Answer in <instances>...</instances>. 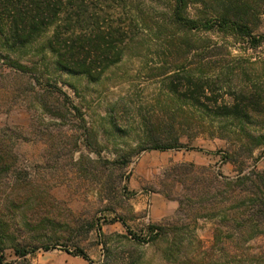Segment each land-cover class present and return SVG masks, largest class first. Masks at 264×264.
I'll use <instances>...</instances> for the list:
<instances>
[{
    "label": "rangeland",
    "instance_id": "rangeland-1",
    "mask_svg": "<svg viewBox=\"0 0 264 264\" xmlns=\"http://www.w3.org/2000/svg\"><path fill=\"white\" fill-rule=\"evenodd\" d=\"M126 1L133 37L98 81L59 71L50 33L19 51L0 39V136L13 152L0 264H264V227L256 237L231 220L251 215L234 206L252 197L214 183L264 172V145L250 138L264 136V110L249 123L214 113L240 93L264 106V0H185L178 14L174 0ZM228 5L257 43L221 26ZM171 75L217 104L173 95ZM175 140L182 149L149 148Z\"/></svg>",
    "mask_w": 264,
    "mask_h": 264
},
{
    "label": "trees",
    "instance_id": "trees-1",
    "mask_svg": "<svg viewBox=\"0 0 264 264\" xmlns=\"http://www.w3.org/2000/svg\"><path fill=\"white\" fill-rule=\"evenodd\" d=\"M178 14L185 8V0H174ZM235 14L236 19L231 16ZM238 11L228 5L221 16V26H230L235 31L251 39V30L239 18ZM184 21L180 17L178 18ZM190 29L196 28L194 21H185ZM207 27L211 28L207 24ZM135 27L132 8L126 0H0V39L1 46L9 51H19L35 44L45 34L50 33L45 42L47 51L53 56L54 64L59 71L74 76H85L98 81L105 72L118 64L127 49ZM254 43L257 41L252 38ZM170 93L180 96L193 106L208 109L202 99L217 104L216 97L207 96V87L193 77L171 75L167 79ZM183 81L184 84L180 85ZM180 86V87H179ZM183 92L180 93V90ZM264 110L260 100L252 94L240 93L230 104H223L214 109V113L223 117H233L250 122L252 115H259ZM257 144L264 145V136L250 137ZM150 142L152 150H180L183 147L175 140L170 145H158ZM13 152L8 149L3 137L0 136V180L10 171ZM242 170L234 179H218L214 183L240 188L239 193L252 197L251 201L239 199L234 208L236 211L251 209V215L236 220L256 237L262 234L264 227V172L251 170L243 175ZM197 181H194L196 183ZM216 190V189H215ZM214 190V192H215ZM208 194L205 193L207 203ZM217 191L212 198H217ZM226 216L222 224L226 223ZM226 228H230L226 225ZM161 229L149 226L150 234ZM216 235V234H215ZM218 236V233H217ZM48 250L47 247L43 248ZM20 257L29 252L24 248L14 249ZM30 252H34L30 251ZM88 261L82 250L70 253Z\"/></svg>",
    "mask_w": 264,
    "mask_h": 264
}]
</instances>
